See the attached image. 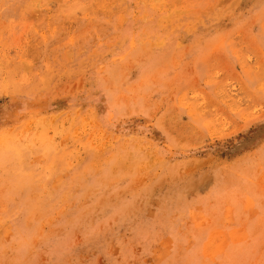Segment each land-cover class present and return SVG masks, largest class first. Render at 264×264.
Instances as JSON below:
<instances>
[{"label": "rangeland", "instance_id": "obj_1", "mask_svg": "<svg viewBox=\"0 0 264 264\" xmlns=\"http://www.w3.org/2000/svg\"><path fill=\"white\" fill-rule=\"evenodd\" d=\"M0 264H264V0H0Z\"/></svg>", "mask_w": 264, "mask_h": 264}]
</instances>
